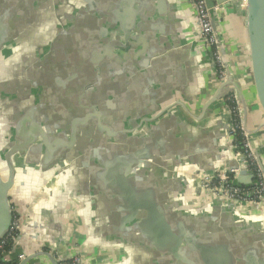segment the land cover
Here are the masks:
<instances>
[{
    "label": "crops",
    "instance_id": "crops-1",
    "mask_svg": "<svg viewBox=\"0 0 264 264\" xmlns=\"http://www.w3.org/2000/svg\"><path fill=\"white\" fill-rule=\"evenodd\" d=\"M212 3L223 4L213 16L228 89L264 165L246 11L238 0ZM196 17L191 0H0V176L12 175L25 223L3 259L206 264L200 247L222 264H264V212L212 199L196 176L242 164ZM122 174L164 208L185 260L132 209Z\"/></svg>",
    "mask_w": 264,
    "mask_h": 264
},
{
    "label": "built area",
    "instance_id": "built-area-1",
    "mask_svg": "<svg viewBox=\"0 0 264 264\" xmlns=\"http://www.w3.org/2000/svg\"><path fill=\"white\" fill-rule=\"evenodd\" d=\"M241 6H247V0H240ZM191 4L197 13L196 24L198 29V37L206 47L211 49L213 61L219 75L220 84L223 85L230 79L228 67L224 61L222 53L221 41L218 37L215 27V17L213 10L218 11L220 6L209 8L207 0H191ZM227 109L231 116L232 137L231 145L235 149L236 159H239L249 173L254 176V180L250 186H241L237 182L238 170H225L216 176L205 173H198L197 179L200 183L202 191L212 199L220 200L227 204L234 205L242 213H251V209L255 208L258 212H264V174L258 163V155L250 140V133L246 128L242 107L238 96L235 92H230L226 96ZM237 130L242 132L244 151H238L235 144L234 134ZM13 209V223L5 237L0 241V253H5V247L12 242L13 247L21 236L24 224L17 211ZM6 255V254H4ZM53 255V254H50ZM54 256V255H53ZM27 257L22 255L16 264L26 262ZM59 264H83L81 253L71 258H61L57 260ZM0 264H12L3 259Z\"/></svg>",
    "mask_w": 264,
    "mask_h": 264
},
{
    "label": "water",
    "instance_id": "water-1",
    "mask_svg": "<svg viewBox=\"0 0 264 264\" xmlns=\"http://www.w3.org/2000/svg\"><path fill=\"white\" fill-rule=\"evenodd\" d=\"M238 3L241 5L240 0H238ZM207 5L209 8H213L215 6L212 3V0H207ZM218 5L220 6V8L223 6L222 3H218ZM244 8L246 11V20L249 34V49L253 81L259 103L264 112V0H247V6ZM229 76H231L230 73ZM231 84L232 78H230L220 87L216 95L217 98H221L223 94L227 96L230 92H233L231 91V89H228ZM257 155L258 163L264 174V165L258 153ZM142 167L143 165L139 166L138 169H141ZM233 169L239 171V174L237 176V182L239 185L245 187V185L243 184L244 175L249 176L250 183L248 184H252L254 176L248 172L245 166H241L239 163H237V165ZM12 182V175L7 181L3 180L0 176V241L10 230L14 219L12 209L13 206L11 203L10 195V188L13 185ZM120 187L126 199L130 203L132 209L143 210V212L148 214L152 222V233L158 243L162 245L172 243L173 254L176 257L185 260V257L183 258V256L179 253L184 238L179 236L172 229L171 225L169 224L166 218L164 208L152 199L150 193L143 195V199L137 197L129 186V183L127 182L126 176L124 174H122L121 176ZM189 240L191 241V243H193V239L191 237L188 238V241ZM198 250L206 264H222V261H219V257H217V255H215L213 252H210L207 249H203L200 247H198ZM46 254L53 258V255H50L49 253ZM22 264L26 263L24 262ZM54 264H59V262L55 261Z\"/></svg>",
    "mask_w": 264,
    "mask_h": 264
},
{
    "label": "trees",
    "instance_id": "trees-1",
    "mask_svg": "<svg viewBox=\"0 0 264 264\" xmlns=\"http://www.w3.org/2000/svg\"><path fill=\"white\" fill-rule=\"evenodd\" d=\"M234 138H235V144L237 146V150L238 151H244V145H243V136H242V132L240 130H237L236 133L234 134ZM235 183L238 184V182L235 181ZM239 185V184H238ZM13 250V244L12 242H9L6 247H5V253H0V262L3 261L4 258V254L9 253ZM17 262H12V264H16Z\"/></svg>",
    "mask_w": 264,
    "mask_h": 264
},
{
    "label": "rangeland",
    "instance_id": "rangeland-1",
    "mask_svg": "<svg viewBox=\"0 0 264 264\" xmlns=\"http://www.w3.org/2000/svg\"><path fill=\"white\" fill-rule=\"evenodd\" d=\"M15 208L17 209V207H15ZM16 209H15V210H16Z\"/></svg>",
    "mask_w": 264,
    "mask_h": 264
}]
</instances>
